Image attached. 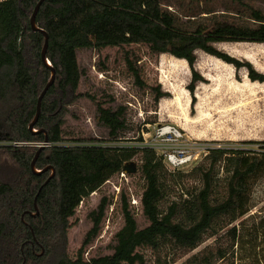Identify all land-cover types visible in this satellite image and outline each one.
<instances>
[{
	"label": "trees",
	"instance_id": "1",
	"mask_svg": "<svg viewBox=\"0 0 264 264\" xmlns=\"http://www.w3.org/2000/svg\"><path fill=\"white\" fill-rule=\"evenodd\" d=\"M38 1L0 2V157L7 156L16 166L12 177L3 181L0 161V264H145L144 249L156 251L170 245L191 253L210 237H214L212 244L180 264H238L237 251L245 244L254 248L256 263L264 264V218L248 215L250 224L235 223L249 212L251 187L264 173V140L242 143L259 145L258 149L214 147L188 172H169L151 148L103 147L92 142L98 138L66 128L65 106L58 99L77 94L82 75L77 62L80 49L144 45L151 53L184 59L191 70L195 51L201 50L237 66V61L211 44L264 42V16L242 0L218 1L225 8L236 4L244 8L249 16L243 23L214 17L209 18L211 22L201 21L215 12L214 0H44L35 22L47 33L46 59L54 78L30 128L37 99L51 76L40 59L44 36L29 23ZM171 1L179 11L169 8ZM129 67L137 84L143 86L138 70ZM247 68L250 80L263 81L264 75ZM188 89L191 92L192 87ZM160 97L156 87L153 100ZM97 112L98 121L108 129V140H118L126 128V107L98 106ZM45 138L49 146L40 150L35 169L51 166L54 175L44 184L51 170L36 174L30 163L39 149L31 145ZM137 152L144 179L141 216L147 224L138 226L129 198L120 190L117 197L123 223L113 234L112 252L86 259L88 243L98 234L112 204L111 197L102 195L88 213L92 225L82 244L70 254L66 236L76 208L119 174ZM186 179H198L200 186L181 189ZM178 186L181 191H175ZM173 193L176 199L167 200ZM167 263L157 260V264Z\"/></svg>",
	"mask_w": 264,
	"mask_h": 264
},
{
	"label": "rangeland",
	"instance_id": "2",
	"mask_svg": "<svg viewBox=\"0 0 264 264\" xmlns=\"http://www.w3.org/2000/svg\"><path fill=\"white\" fill-rule=\"evenodd\" d=\"M247 5H252L254 9L259 11L264 16V0H242ZM220 1H213V14L203 16L201 21L211 22L210 17H214L220 21H227L230 23H243L249 13H244V8L236 4L234 7L225 8ZM169 8L179 11L178 6L172 1L169 3ZM218 52L224 53L229 58L237 61L239 65H233L232 78L236 82L243 81V75L251 82L247 76L248 68L254 70L249 61L242 57L232 56L228 51L219 49L215 44H211ZM30 48L26 49V54L30 52ZM203 51L196 50V60L191 70L188 64L187 72L181 74L180 82L183 83V88L186 89L189 95L188 112L190 114L196 113V105L198 98L195 96L197 88H201V94H207L208 89L212 87L215 74L211 70L215 60L208 55L202 53ZM169 55L164 57L159 54L151 53L144 45H129L124 49H117L114 47L103 48L100 51L95 49H80L77 51V62L82 75L77 88V94L69 93L64 99L58 96L61 100L59 105L65 106V127L73 129L74 131L86 134L89 138H98L99 141H92L95 143H102L103 147H120L127 148L136 146L142 141V133H153V128L161 124H171L178 127L177 123L166 116L160 117L158 110V103L160 98L155 102L153 100V91L158 87V91L162 93V97H172L169 93L164 92L159 84V71L161 69V58L168 60ZM30 61V57L28 56ZM127 60L130 62L127 64ZM258 61L264 63V56H259ZM129 65L138 70L140 79L143 81V86H139L135 81V77L130 70ZM202 66V68L200 67ZM167 70V68H164ZM264 75V74H262ZM207 77L208 79H206ZM173 79V78H172ZM258 81V80H255ZM264 82V78L263 81ZM189 87H192L191 92ZM262 95L257 96L256 102L258 105L263 102ZM123 105L126 107V128L121 132L118 140H108V129L98 121L97 107H108L115 109ZM0 124L1 120H0ZM2 129L0 128V132ZM104 139V140H103ZM254 139H239V140H202L208 144H213L221 147H250L258 149L259 145L242 144L243 141ZM258 140H264L258 139ZM42 143V142H40ZM39 143H34L31 147H37ZM1 145V144H0ZM136 149V148H135ZM139 152L135 153L132 161L136 163L137 170L132 174L113 175L110 182L105 181L95 193L90 194L84 198L79 206L76 208L75 214L70 218V224L67 230L66 245L70 254H74L76 249L80 247L85 237L86 232L92 225L88 218V213L94 210L102 195L107 198H112V204L105 212V219L100 223L99 232L92 237L88 243L84 257L87 259L91 256H99L103 254H110L114 244L113 234L122 226L123 218L119 208L118 197H113L114 190L112 184H118L119 190H124L129 198L130 206L133 209L140 228L144 227L147 222L141 216L140 195L144 179L138 170ZM0 161L3 164V181L12 177L15 164L7 156H1ZM201 162L198 161L190 166L183 167L177 171L188 172L192 167ZM175 172V171H174ZM221 173V170H220ZM191 186L199 187L198 179H186L181 183V189L190 188ZM180 188L175 189L179 191ZM181 191V190H180ZM177 194H171L167 200L176 199ZM166 200V201H167ZM163 201V205L166 204ZM168 202V201H167ZM249 212L246 216L239 218L235 223L250 224L246 218L248 215L259 216L264 218V173L256 180L250 191L249 198ZM214 241V237L207 238L197 249L191 253H184L182 250H177L170 245L163 247L160 250L144 249L145 264H157V260H166L167 264H180L190 254L203 248L205 245H210ZM59 246L62 244L61 238H58ZM58 254H59V250ZM60 255V254H59ZM237 257L241 258L238 264H257L254 254V248L245 244L238 249Z\"/></svg>",
	"mask_w": 264,
	"mask_h": 264
},
{
	"label": "bare ground",
	"instance_id": "3",
	"mask_svg": "<svg viewBox=\"0 0 264 264\" xmlns=\"http://www.w3.org/2000/svg\"><path fill=\"white\" fill-rule=\"evenodd\" d=\"M213 44L232 56L246 59L256 72L264 74V63L258 61L259 56H264V42ZM165 55L168 54H160L162 57ZM208 56L215 60L211 68L215 77L206 95L200 93V87L197 88L195 96L198 101L194 115L188 112L189 95L180 82L181 74L188 71L187 62L170 55L168 60L161 58L159 84L172 97L160 98L157 110L159 116L172 119L178 127L197 140H221L225 137L229 140L263 139L264 98L260 105L256 98L259 94L264 96V82H249L245 75L242 82H236L232 78V64Z\"/></svg>",
	"mask_w": 264,
	"mask_h": 264
},
{
	"label": "built area",
	"instance_id": "4",
	"mask_svg": "<svg viewBox=\"0 0 264 264\" xmlns=\"http://www.w3.org/2000/svg\"><path fill=\"white\" fill-rule=\"evenodd\" d=\"M5 0H0L3 2ZM142 141L136 146H130L129 148H151L156 152V155L162 158L165 168L169 172L177 171L183 167L190 166L200 160H202L214 147H219L213 144L201 142L197 139L190 137L180 127H176L171 124H161L153 128V133H142ZM14 145H19L14 143ZM49 146V143L42 142L36 145ZM120 176H124V172L121 171ZM110 182V179L107 180ZM113 189L117 191V194L113 192V196L116 198L120 192L118 184H112ZM95 193V192H94Z\"/></svg>",
	"mask_w": 264,
	"mask_h": 264
},
{
	"label": "water",
	"instance_id": "5",
	"mask_svg": "<svg viewBox=\"0 0 264 264\" xmlns=\"http://www.w3.org/2000/svg\"><path fill=\"white\" fill-rule=\"evenodd\" d=\"M44 0H39L34 9H33V12L30 16V27L32 30L34 31H39L43 36H44V45H43V48L41 50V54H40V59H41V62L51 70V76H50V81L45 85V87L43 88V90L41 91L38 99H37V103H36V113H35V118H34V121L31 123L30 125V128H32L35 120L37 119L39 113H40V105H41V100L44 96V94L46 93L47 89L49 88V86L51 85L52 81H53V78H54V69L51 67L50 65V62L46 59V50H47V44H48V36H47V33L45 31H43L42 29L38 28L36 26V22H35V17H36V14L38 12V9L40 7V5L43 3ZM45 142H47V138H45ZM45 146H39L38 150L36 151L31 163H30V168L31 170L38 174V173H41V172H45L47 171L48 169L51 170V175L46 179V181L44 182L47 183L48 180L54 175V169L51 167V166H47V167H44L41 171H37L35 169V160L37 158V156L39 155L40 153V150L42 148H44ZM137 170V167H136V163L134 161H128V162H125L122 166V171L126 174H132V173H135V171ZM40 190V189H39Z\"/></svg>",
	"mask_w": 264,
	"mask_h": 264
}]
</instances>
